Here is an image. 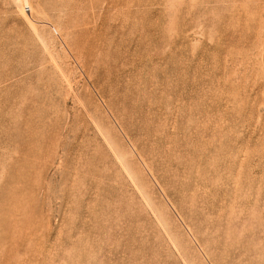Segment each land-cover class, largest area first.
I'll return each instance as SVG.
<instances>
[{"label":"rangeland","instance_id":"obj_1","mask_svg":"<svg viewBox=\"0 0 264 264\" xmlns=\"http://www.w3.org/2000/svg\"><path fill=\"white\" fill-rule=\"evenodd\" d=\"M0 264H264V0H0Z\"/></svg>","mask_w":264,"mask_h":264}]
</instances>
